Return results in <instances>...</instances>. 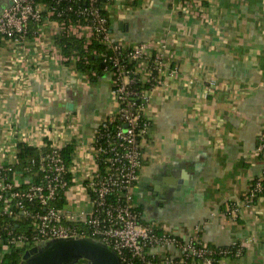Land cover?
Returning <instances> with one entry per match:
<instances>
[{
	"label": "crops",
	"instance_id": "1",
	"mask_svg": "<svg viewBox=\"0 0 264 264\" xmlns=\"http://www.w3.org/2000/svg\"><path fill=\"white\" fill-rule=\"evenodd\" d=\"M10 2L0 0V11ZM188 10L180 0L145 6L137 0L111 20L115 38L154 42L176 70L151 93L134 204L142 221L182 241L242 245L240 256H223L219 264H264V193L252 206L242 199L264 169L257 151L264 128V0H202L200 10ZM39 28L38 38L30 29L23 43L0 38V159L9 162L22 141L71 142L85 175L94 166V133L116 118L111 77L104 72L92 81L80 72L76 59L62 53L54 20ZM164 176L179 181V189L155 200L145 188Z\"/></svg>",
	"mask_w": 264,
	"mask_h": 264
},
{
	"label": "built area",
	"instance_id": "2",
	"mask_svg": "<svg viewBox=\"0 0 264 264\" xmlns=\"http://www.w3.org/2000/svg\"><path fill=\"white\" fill-rule=\"evenodd\" d=\"M136 1L11 0L0 11V35L17 43L26 40L31 25L36 26L31 32L38 38L40 25L49 20L59 28L58 37L72 35L85 45L93 39L101 42L106 48L102 60L113 66L107 73L116 113L114 120L107 118L94 133V166L85 175L76 156L69 167L65 165L60 152L65 144L44 139L28 143L39 149L31 159L34 176L22 178L12 170L16 149L9 162L0 159V264L12 249L24 252L51 240L73 238L107 246L119 264H219L221 257L231 256L229 248L215 251L198 238L182 241L160 231L156 224L142 221L134 204L151 124L146 112L151 93L176 73L154 42L123 43L114 37L111 23L123 18ZM139 1L143 6L148 2ZM201 2L180 0L188 11L200 10ZM125 59L134 61L132 69L121 64ZM258 139L257 151L264 156V128ZM263 176L264 169L254 186H248L243 199L246 206L257 199ZM230 247L235 248L233 257L241 255L242 245L237 241ZM216 253L221 255L218 260Z\"/></svg>",
	"mask_w": 264,
	"mask_h": 264
},
{
	"label": "trees",
	"instance_id": "3",
	"mask_svg": "<svg viewBox=\"0 0 264 264\" xmlns=\"http://www.w3.org/2000/svg\"><path fill=\"white\" fill-rule=\"evenodd\" d=\"M30 29L35 30L36 26L31 25ZM1 37L2 36L0 35V38ZM58 43L61 47L63 55L66 58L69 59L71 56L77 57L75 58L76 68L80 72L88 74L89 79L92 81L101 76L104 72H107L110 69L113 70V66L110 67L107 62H103L101 54L102 52L106 51V48L97 39H93L91 43L85 45L84 40H82L81 38H77L72 35H61L58 37ZM121 64L125 65V68L132 69L134 66V61L125 59L121 61ZM145 86L147 87L148 84H145ZM60 152L62 154L65 165L69 167L75 156L73 143L70 142L63 145ZM38 154L39 149L34 145L28 144L26 142H18L16 145L17 161L12 165V170L21 174L22 178L28 177L29 175H36L35 167L31 164V159L36 158ZM35 177L37 178V176ZM257 179H259V176L253 178L249 182V187H253ZM260 183L262 185V189L259 195H262L264 193V176L260 179ZM242 199H244V195L242 196ZM208 246L210 249H213L215 251H219V249L229 248L231 257L234 256L235 248L230 247V244L221 247H214L211 245ZM22 254L23 250L12 249L6 256L2 264H22ZM220 257L221 255L217 253L214 255L215 260H218V258ZM78 262H86V260L81 259ZM198 263L199 262H196V264Z\"/></svg>",
	"mask_w": 264,
	"mask_h": 264
},
{
	"label": "water",
	"instance_id": "4",
	"mask_svg": "<svg viewBox=\"0 0 264 264\" xmlns=\"http://www.w3.org/2000/svg\"><path fill=\"white\" fill-rule=\"evenodd\" d=\"M119 26L125 27L122 22H119ZM178 184L172 177L164 176L145 190L155 200L165 201L179 189ZM80 259H85L87 264H119L114 251L88 238L51 240L44 246L25 250L21 257L22 264H74Z\"/></svg>",
	"mask_w": 264,
	"mask_h": 264
},
{
	"label": "rangeland",
	"instance_id": "5",
	"mask_svg": "<svg viewBox=\"0 0 264 264\" xmlns=\"http://www.w3.org/2000/svg\"><path fill=\"white\" fill-rule=\"evenodd\" d=\"M44 245H45V243H43L42 245H40V247H41V246H44ZM82 263H87V261H86V262H82Z\"/></svg>",
	"mask_w": 264,
	"mask_h": 264
},
{
	"label": "flooded vegetation",
	"instance_id": "6",
	"mask_svg": "<svg viewBox=\"0 0 264 264\" xmlns=\"http://www.w3.org/2000/svg\"><path fill=\"white\" fill-rule=\"evenodd\" d=\"M81 260V259H80ZM79 261V260H78Z\"/></svg>",
	"mask_w": 264,
	"mask_h": 264
}]
</instances>
